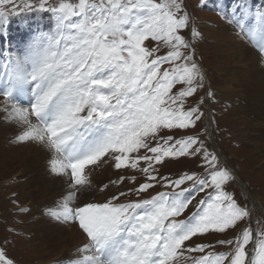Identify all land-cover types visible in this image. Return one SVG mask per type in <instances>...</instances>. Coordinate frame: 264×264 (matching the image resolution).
Wrapping results in <instances>:
<instances>
[{"label": "snow or ice", "instance_id": "snow-or-ice-1", "mask_svg": "<svg viewBox=\"0 0 264 264\" xmlns=\"http://www.w3.org/2000/svg\"><path fill=\"white\" fill-rule=\"evenodd\" d=\"M216 11L264 57V7ZM32 16L48 17V31L13 43L10 19ZM203 37L186 0H0V113L66 185L42 215L86 236L69 264H264V219L226 190L237 176L208 143ZM105 166L107 182L95 176ZM9 205L31 212L18 192ZM12 246L0 237V264H17Z\"/></svg>", "mask_w": 264, "mask_h": 264}, {"label": "rangeland", "instance_id": "rangeland-1", "mask_svg": "<svg viewBox=\"0 0 264 264\" xmlns=\"http://www.w3.org/2000/svg\"><path fill=\"white\" fill-rule=\"evenodd\" d=\"M217 1L223 6H233V0ZM206 2L207 7L198 8L199 0H186L197 28L201 29L207 24L210 26L217 23L224 24L225 21L220 18L216 8L212 7L215 0L214 2L206 0ZM249 3L255 4L257 8L264 7V0H249ZM50 24L51 21L46 16H32L30 19L13 17L9 21V37L15 43L26 39L30 35V29H35L37 26L48 31ZM212 39L203 37L196 42L198 55L214 93V97L209 102L205 93L200 92V96L205 97V103L210 106L214 117L213 140H209L208 143L214 142L215 148L237 172H235L237 179L226 190L244 200L249 208L254 209L255 218L262 220L264 219L261 215L264 211V157L256 158L249 143L250 125L241 119L238 105L233 103L232 95L224 94L220 88L219 80L229 70L227 65L232 64V60L229 54L217 48L218 42H211ZM8 43V40L3 41V46H7ZM235 70L238 71L237 68ZM2 115L0 113V120H3ZM23 145L25 150L29 149L27 143ZM21 146L0 127V237L8 235L13 241L10 252L17 264H55V262L69 264L70 258H78L77 250L87 242L86 236L77 227H56L42 215L50 203L58 199L57 193L66 185L59 182L58 186H53L50 184L51 178L44 177L47 175L46 170L41 168L33 170ZM30 147L41 151L37 145ZM43 158L40 160L42 161ZM185 165L183 170L195 167L191 161H185ZM178 167L180 166H173V172ZM95 176L98 180L107 182L105 178L108 176L115 178V173L105 166L97 170ZM12 192L20 194L21 206L31 209V212L20 213L10 205L9 211L3 210V204L7 202ZM89 198L102 201L105 196L104 193L93 192ZM9 228H14L15 232H8ZM76 231L82 233L78 240L75 239ZM216 250L224 251V248L217 246Z\"/></svg>", "mask_w": 264, "mask_h": 264}, {"label": "bare ground", "instance_id": "bare-ground-1", "mask_svg": "<svg viewBox=\"0 0 264 264\" xmlns=\"http://www.w3.org/2000/svg\"><path fill=\"white\" fill-rule=\"evenodd\" d=\"M222 6L223 4L217 0L214 4L212 3V7L216 9ZM217 24L214 26L207 24L201 29L204 31V38H213L211 42H218L217 48L221 52L229 54L232 60V64L227 65L231 72L226 71L225 76L223 75L219 80L220 88L224 94L232 95L234 101L231 100L238 105V114H240L243 122L250 125L249 143L253 148L252 151L256 154V158L264 157V57L261 56L257 48L246 39H242L226 23ZM236 68L238 71L235 70ZM0 127L15 139L12 128L3 120H0ZM27 145L28 150H25L23 144L21 147L31 164V168L33 170L40 168L46 170L47 158L45 154L37 150L38 148L30 147L35 144L27 143ZM45 176L51 178V185L58 186L59 181L57 179L50 175ZM75 235V239L78 240L82 233L76 231Z\"/></svg>", "mask_w": 264, "mask_h": 264}]
</instances>
